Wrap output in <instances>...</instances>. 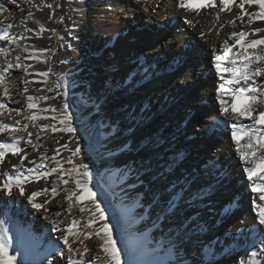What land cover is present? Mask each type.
Wrapping results in <instances>:
<instances>
[{"label": "bare ground", "instance_id": "bare-ground-1", "mask_svg": "<svg viewBox=\"0 0 264 264\" xmlns=\"http://www.w3.org/2000/svg\"><path fill=\"white\" fill-rule=\"evenodd\" d=\"M60 1L17 0L12 5L8 0H0L8 9L0 12V31L6 29L10 37L8 41H0V48L7 50V55L0 54V76L4 77L0 83V103L7 105L4 115L0 116V126L19 121L15 124L18 130L27 124L28 131L33 133L32 137L23 131L16 134L24 137L20 141V147L24 149L21 156L26 153L29 158L23 166L19 163L21 157L11 156V153L6 155L5 163L0 164V238L8 247L9 255L15 257V264H68L69 256L83 264H108L99 238L94 234L91 240L87 238L89 231L95 233L104 222H95L89 229L87 222L92 212L81 213L79 210L82 206L90 209L94 205L85 199L82 204L74 202L71 212L67 210L69 202L64 189H74L73 176H64L69 180L68 185H64L59 176L63 170L72 169L69 160L77 165H88L89 187L96 192L97 201L112 229L121 253V264H127L129 252L136 249H139L134 256L136 264H177L178 260L181 264H241V261L259 264L262 258L252 257L250 253L264 250V245L260 244L264 239V232H261L264 225L259 222L264 201L259 199V192H252L261 181L248 180L245 169L252 165L246 164L241 156V151H250L246 146L247 137L241 134V143L237 145L231 138L230 123L227 128L223 123L224 120L232 121L220 110L221 99L229 106L232 102L227 91L229 74L224 73V81L215 74V55L222 54L225 39L233 43L231 32L234 30L249 33L245 43L264 38V33L254 31L258 27L264 28V20L253 17L251 25L247 23L249 17L238 20L241 0L229 5L230 11H220V0H215L212 8L205 7L210 2L206 0L200 7L193 4L199 9L196 13L181 9L178 0H165L163 13L171 14L170 28L154 43L155 33L150 30L145 40L157 47H161V43L166 46L164 52L170 60L168 81L160 99L150 100L147 96L131 94L123 103V110L118 106L112 108L111 114L128 123L123 125L127 129L123 133L117 122L109 127L108 120L100 113L101 100L107 95L105 87L95 91V96H101L98 111L93 113L86 109L81 123L73 101L57 86L55 71L65 52L56 31L57 24L49 19L59 14ZM137 1L107 0V5L120 10L125 6L141 7ZM49 4L53 7L49 8ZM149 4L142 3L145 12ZM243 11L251 15L260 9L258 5L246 4ZM107 16L111 19L117 15L110 12ZM185 20L194 23L189 26ZM233 20H236L235 25L230 23ZM8 23H12V28L7 29ZM99 30L105 31L101 25ZM105 41V38L97 37L89 45H79L83 54L94 57L97 56L95 50L103 49ZM116 41L126 46V40L121 36ZM239 51V46L233 44L229 56ZM254 51L261 54L260 48ZM6 60L13 64L11 69L7 68ZM87 65L90 75L92 68L98 69L93 60ZM224 66H228V61ZM44 72L48 75L44 76ZM256 82L264 84V77L257 78ZM221 83L226 86L222 94L218 92ZM5 87L8 96L4 95ZM24 88L28 91L24 92ZM29 95L35 98V109L26 107ZM91 99L86 97L90 102ZM65 103L75 133L53 132L51 127L41 131L40 127H33V123L41 126L47 123L59 129ZM143 105L156 108L154 118L141 116ZM17 108L21 109L19 114L14 111ZM8 109L13 111L9 113ZM30 113L47 119L30 122L25 119ZM243 123L251 125L252 122L244 120ZM4 142H13L11 135L0 132V143ZM65 143L67 149L63 147ZM77 146L81 152L73 157L72 151ZM143 149L146 155L160 153L152 161H143ZM256 155L261 153L257 151ZM168 159L173 166L171 162L167 164ZM56 161L63 166L60 172H53L39 181L34 179L37 169L48 171L56 167ZM256 175H264V170L258 169ZM17 177L23 181V196L16 185ZM79 178L84 179L83 176ZM6 184L12 187L11 196L7 195ZM53 185L59 193L56 197L51 193ZM44 189L48 191L44 192ZM32 191L41 193L34 202L43 203L44 208L32 207L29 200ZM251 197L258 198L262 204L255 212L250 210ZM170 201L174 202L173 208L166 211ZM73 220L78 221L74 229L77 234L69 235L68 243L73 249L69 253L62 236L68 234ZM180 223H184L185 228L192 227L185 231V228H177ZM183 239L186 247L192 249L190 255L185 253V246L179 245ZM208 242L211 246H206ZM197 246L199 250L193 254Z\"/></svg>", "mask_w": 264, "mask_h": 264}, {"label": "snow or ice", "instance_id": "snow-or-ice-1", "mask_svg": "<svg viewBox=\"0 0 264 264\" xmlns=\"http://www.w3.org/2000/svg\"><path fill=\"white\" fill-rule=\"evenodd\" d=\"M17 0H8V3L15 5ZM235 0H220V4L222 5L220 11H230L229 5L234 4ZM246 4H254L258 5L260 11L258 13L249 14L248 12L243 11ZM178 6L181 9L186 11H190L196 13L199 9L193 7V0H178ZM205 7L212 8L215 6V0H210L209 3L204 5ZM49 8L53 6L51 4L48 5ZM238 8L241 10L240 15L237 17L238 20L244 21L245 17H249L247 23L251 25L253 23V17L255 19L264 20V0H241L238 4ZM8 9L4 7V4L0 3V12H7ZM185 23L189 26L193 25L192 20H185ZM231 24L235 25L236 20L230 21ZM12 28V23L7 24V29ZM255 33H264V28H256ZM249 33L247 31H232L231 37L234 38L233 43H230L228 39H225L223 42L222 54L215 55V74H219L220 80L224 81L225 76L224 73H228L229 76L227 78V91L231 97V104L226 105L223 99L220 100V104L222 108L220 109L225 116H230L232 121L224 120L223 123L227 128L230 123L231 129V138L236 141L237 145H240V135L243 134L247 137V148L250 151L244 152L241 151V156L246 162V164H250L252 166L247 167L245 170L248 174V180L254 181L258 179L261 181L260 184H256L252 188V192H259V199L264 201V175L257 176V170H264V84L257 83V78L264 77V38L261 39H251L250 41H246ZM9 35L7 30L0 31V41H8ZM14 39V38H13ZM234 45H238L241 51L238 53H234L232 56H229V53L232 52V47ZM260 48L261 54L257 55L254 51L255 49ZM251 50V51H250ZM0 54L7 55V50L4 48H0ZM19 60V57H17ZM228 61V66H224V62ZM7 68L11 69L13 64L11 62L5 61ZM44 76L48 75V72L43 73ZM4 77L0 76V83L3 82ZM226 90V86L224 83H221L218 88L219 93H224ZM28 89L24 88V92H27ZM4 95L8 96V88H4ZM48 99V97H45ZM35 98L31 95L27 96V105L28 109H35L37 107L34 102ZM7 107L6 104L0 103V116L4 115L3 110ZM68 104L65 103L63 105L62 118L60 120L61 127L57 129L56 127L50 124L37 125L33 123V127H40L41 131H46L51 127L53 132L61 131L68 133H75L76 129L72 127V117L67 112ZM9 113L13 111V109H8ZM17 114L21 112L20 108L14 110ZM52 111H55L53 109ZM30 122H35L41 119H47L46 117L42 118L34 113H30L25 117ZM244 120L251 121V125H246L243 123ZM19 123V121H15L13 124L4 123L0 126V132H7L11 135V139L13 142H4L0 143V164L5 163V157L9 153L14 157H21L20 166L24 165V162L28 160V155L24 153V149L20 147V141L24 139L23 136L17 137L18 131L27 132L29 137H32L33 133L28 131V125L24 124L18 130L15 124ZM28 143L31 144V139L28 140ZM36 145H33L35 148ZM64 148H68V145L65 143L63 145ZM72 151L71 149H68ZM58 152L59 150L56 149ZM259 151L261 155L257 156L256 153ZM81 149L77 146L75 150L72 151V156L76 157L80 154ZM254 157V158H253ZM55 160V157H52ZM68 163H72L73 167L70 170H63V174L59 176V179L63 182L64 185L69 184V180L65 179V175L73 176L74 189L65 188L64 191L67 193L66 199L69 202L67 204V210L71 212L73 207V203H83L85 199L89 200L93 208L86 209L85 207H81L79 210L81 213L85 211L92 212V217L87 222V227L92 229L93 224L96 221H103L101 227H99L95 233L89 231L87 233V238L91 240L93 234L99 238L100 247L103 253L106 254L108 264H121V253L117 248L116 240L113 239L112 229L107 223V219L105 217V213L103 208L101 207L100 202L97 201L96 192L93 191L92 187H89V181L91 178V174L88 172V165L84 163L75 164L72 160H69ZM14 168L17 166H13ZM44 167V165H41ZM63 169V166L59 161H56V167L49 169L48 171H41L40 169L36 170V175L34 177L35 180L39 181L42 179L48 178L53 172H60ZM80 169H83V172H80ZM83 176L84 179H80L79 177ZM255 182V181H254ZM16 185L19 187V193L21 196L24 195L25 189L22 186L23 181L17 177ZM96 187V185H93ZM7 190V195H12V187L10 185H5ZM44 192H47L48 189H44ZM97 191H100V188L97 187ZM51 193L53 197L59 195L57 191V187L53 185L51 187ZM41 193L39 191H32L29 197L30 202H32V207L40 210L44 208L43 203H36L35 197L40 196ZM75 198V201H74ZM174 202L170 201L168 204V209L166 211H171L173 208ZM174 214V213H173ZM59 215V212H57ZM167 218V217H165ZM159 219V217H157ZM259 222L261 225H264V210L259 214ZM78 221L73 220L71 226L67 229V235H63V243L67 246V251L71 253L73 251L72 246L68 243L69 235L77 234L74 233V229L77 226ZM191 225L188 228H185L184 223H180L177 225V228H185V231L191 229ZM199 227V226H197ZM261 232H264V229H261ZM260 244L264 245V239L260 241ZM206 246H211V242H208ZM136 249L134 251L129 252L127 264H136L134 256L136 254ZM87 252L88 249L86 248ZM247 254V250H245ZM252 257H261L259 264H264V250L252 251L250 253ZM0 264H15V257L9 255V249L6 246L5 242L2 238H0ZM68 264H83V261L76 260L71 256L68 257ZM177 264H181V261L178 260ZM241 264H246L245 261H241Z\"/></svg>", "mask_w": 264, "mask_h": 264}, {"label": "rangeland", "instance_id": "rangeland-1", "mask_svg": "<svg viewBox=\"0 0 264 264\" xmlns=\"http://www.w3.org/2000/svg\"><path fill=\"white\" fill-rule=\"evenodd\" d=\"M164 1L138 0L137 2L141 7H138V5L135 8L125 6L121 8L123 10H120L116 6L113 8L108 7L107 0L60 1L62 11L60 10L59 14L57 13L53 18L49 19V21H54L57 24L56 31L59 33L63 46L62 49L64 48L63 52H65L62 57L63 59H61L62 61H60L59 66L56 68L55 76L57 86L64 93H67L66 95L73 101L81 123L84 122L86 109H90L93 113L98 111L97 105L100 102L101 96L99 94L95 96L96 89L105 87L106 89L104 90H107V95L101 100L103 107H101L100 113H102L103 118L108 120L109 127H113L117 122L119 130L123 133L127 132V129L123 125L128 123L126 119L117 118L116 115L111 114L113 107L118 106L120 110H123V103H125L131 94H137L139 97L147 96L150 100L152 98H162V88L168 81V73L170 72V60L164 52L166 46L161 43V47H157L153 43L162 32L170 28L172 23L170 12L163 13L165 11L163 7ZM148 2H150V7L147 10L149 13L145 12L142 7V3ZM205 2L206 0H194L193 4L200 7ZM110 12L117 16L111 19L108 18L107 14ZM96 22L98 23L96 24ZM99 24L105 31L114 29L111 30L112 32L104 31L102 33V30H99ZM149 31L155 33L153 43L145 40ZM118 36L126 40V46L116 41ZM97 37L105 38L106 41L102 45V48H104L96 49L97 56L94 57L83 54L79 44L85 45L86 43V45H89V42ZM79 53L81 54L79 55ZM92 60L98 66V69L92 68V75H90L88 72L90 67L87 65V62ZM86 97H90L93 100L91 99L90 102L86 100ZM149 106L143 105L141 107V116L145 119L154 118L156 115V108L151 105ZM121 123L122 125H120ZM144 151L145 149L141 152V159L143 161H152L157 157V153H160L149 152L150 154L146 155ZM163 156L165 159L167 158L166 154ZM166 162L168 164L171 160L168 159ZM170 164L173 166V162ZM255 199L250 198L252 200L250 201L251 212H255L262 207L258 198ZM143 207H145V204ZM98 223L101 224L102 221H96L95 224ZM184 241L185 239L179 242V245L185 246V253L190 255L192 249L186 247V243H183ZM166 246H169V244ZM197 250H199L198 246L193 254H196Z\"/></svg>", "mask_w": 264, "mask_h": 264}]
</instances>
